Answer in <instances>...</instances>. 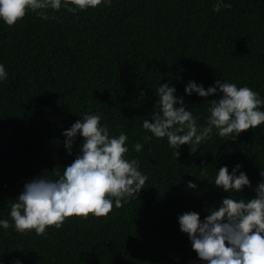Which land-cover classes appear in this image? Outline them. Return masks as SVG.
Here are the masks:
<instances>
[{
	"label": "trees",
	"instance_id": "obj_1",
	"mask_svg": "<svg viewBox=\"0 0 264 264\" xmlns=\"http://www.w3.org/2000/svg\"><path fill=\"white\" fill-rule=\"evenodd\" d=\"M214 2L112 0L76 13L61 8L47 20L26 12L11 26L0 22L7 71L0 82V219L10 224L0 229V264H184L196 254L176 218L195 211L203 219L229 195L211 182L215 170L240 164L250 187L232 195L254 196L264 168V123L234 140L214 130L196 152L181 145L175 158L166 138L145 141L151 134L141 127L159 82L175 87L198 124L208 100L220 94L185 95L190 80L205 89L227 80L264 99V0H226L231 7L218 12ZM83 112L101 115L111 135H127L126 158L139 161L145 186L105 216L73 215L42 235L17 232L10 205L25 182L72 162L82 137L69 155L62 132ZM189 180L195 189L187 188Z\"/></svg>",
	"mask_w": 264,
	"mask_h": 264
},
{
	"label": "clouds",
	"instance_id": "obj_2",
	"mask_svg": "<svg viewBox=\"0 0 264 264\" xmlns=\"http://www.w3.org/2000/svg\"><path fill=\"white\" fill-rule=\"evenodd\" d=\"M111 3L112 0H0V22L11 26L26 12H34L47 20L55 18L50 14L61 8L76 13ZM230 7L226 0H215L213 11ZM6 79V68L0 63V82ZM193 93L202 98L220 94L208 100L203 124L197 123V117L183 103V97L176 94L174 86L159 82L150 118L144 119L141 125L151 134L145 135L144 140L166 138L175 158L181 145H191L190 151L196 152L214 130L217 136L234 140L243 130L264 123L261 108L264 99L247 86L215 80L205 89L190 80L184 94ZM101 121V115L83 112L80 119L62 132L63 146L69 155L74 139L82 137L79 153L69 165L49 172L52 177L41 174L24 183L8 212L11 226L17 232L34 230L42 235L47 226L60 228L67 217L87 218L89 214L102 217L113 206L119 208L122 202L136 199L148 176L139 170L136 158H126L127 135L123 131L111 135L107 124ZM132 147L140 152L143 145L136 142ZM240 168L237 163L231 171L226 165L215 170L211 182L229 195L207 209L203 219L195 211L184 212L176 218L179 230L187 234L196 256L207 264H264V168L259 172L260 181L252 189L254 196L247 199L232 195L250 187L246 173ZM186 186L196 188L191 180ZM9 227L8 219H0V229ZM15 264L22 262L17 260Z\"/></svg>",
	"mask_w": 264,
	"mask_h": 264
},
{
	"label": "water",
	"instance_id": "obj_3",
	"mask_svg": "<svg viewBox=\"0 0 264 264\" xmlns=\"http://www.w3.org/2000/svg\"><path fill=\"white\" fill-rule=\"evenodd\" d=\"M184 264H207V262L200 260L197 256H194Z\"/></svg>",
	"mask_w": 264,
	"mask_h": 264
}]
</instances>
